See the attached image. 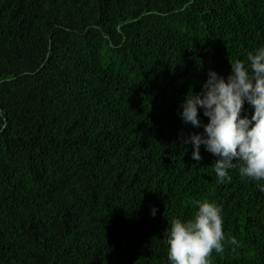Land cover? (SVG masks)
<instances>
[{
    "label": "trees",
    "instance_id": "obj_1",
    "mask_svg": "<svg viewBox=\"0 0 264 264\" xmlns=\"http://www.w3.org/2000/svg\"><path fill=\"white\" fill-rule=\"evenodd\" d=\"M261 47L264 0H0V264H171L205 201L211 264H264V179L218 182L180 107Z\"/></svg>",
    "mask_w": 264,
    "mask_h": 264
},
{
    "label": "clouds",
    "instance_id": "obj_2",
    "mask_svg": "<svg viewBox=\"0 0 264 264\" xmlns=\"http://www.w3.org/2000/svg\"><path fill=\"white\" fill-rule=\"evenodd\" d=\"M247 59L248 65L240 60L231 63L227 79L210 70L201 92L191 90L180 106L183 121L194 127L201 126L200 108L209 117L204 135L194 133L190 139L197 162L202 159L201 145L218 157L214 163L218 182L230 180L227 170L235 167L234 161H242V176L264 179V47L249 53ZM245 100L254 107L250 119L241 116ZM221 211L216 204L205 201L192 219L172 221L167 241L171 264H211L213 250L224 251ZM230 243L235 244V238Z\"/></svg>",
    "mask_w": 264,
    "mask_h": 264
}]
</instances>
